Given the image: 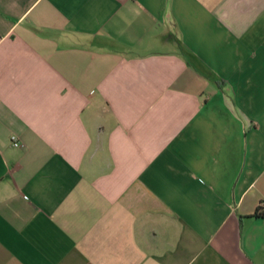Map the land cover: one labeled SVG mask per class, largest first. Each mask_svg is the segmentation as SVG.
Masks as SVG:
<instances>
[{"label":"crops","instance_id":"1","mask_svg":"<svg viewBox=\"0 0 264 264\" xmlns=\"http://www.w3.org/2000/svg\"><path fill=\"white\" fill-rule=\"evenodd\" d=\"M0 264H264V0H0Z\"/></svg>","mask_w":264,"mask_h":264},{"label":"built area","instance_id":"2","mask_svg":"<svg viewBox=\"0 0 264 264\" xmlns=\"http://www.w3.org/2000/svg\"><path fill=\"white\" fill-rule=\"evenodd\" d=\"M12 142L15 146H22V143L16 136H12Z\"/></svg>","mask_w":264,"mask_h":264},{"label":"trees","instance_id":"3","mask_svg":"<svg viewBox=\"0 0 264 264\" xmlns=\"http://www.w3.org/2000/svg\"><path fill=\"white\" fill-rule=\"evenodd\" d=\"M260 210H262V207H260Z\"/></svg>","mask_w":264,"mask_h":264}]
</instances>
